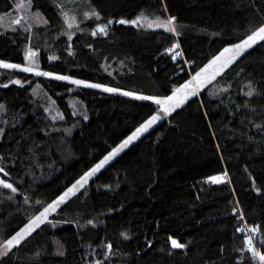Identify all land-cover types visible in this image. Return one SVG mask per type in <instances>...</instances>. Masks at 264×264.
I'll return each instance as SVG.
<instances>
[{
    "label": "trees",
    "instance_id": "trees-1",
    "mask_svg": "<svg viewBox=\"0 0 264 264\" xmlns=\"http://www.w3.org/2000/svg\"><path fill=\"white\" fill-rule=\"evenodd\" d=\"M17 1L0 0V17ZM24 1L39 21L0 30V61L34 50L42 73L117 91L0 67V180L16 189L0 184V247L161 113L120 90L166 98L264 25V0ZM141 14L175 31L118 23ZM162 116L0 264H255L243 248L248 224L264 255V41Z\"/></svg>",
    "mask_w": 264,
    "mask_h": 264
},
{
    "label": "snow or ice",
    "instance_id": "snow-or-ice-1",
    "mask_svg": "<svg viewBox=\"0 0 264 264\" xmlns=\"http://www.w3.org/2000/svg\"><path fill=\"white\" fill-rule=\"evenodd\" d=\"M25 5L21 2L18 3V8H23ZM30 7V4L28 5ZM86 18H88V14H85ZM93 16H95L96 19H100L99 14L93 12ZM65 16V22L68 23V17L67 13H64ZM141 17L145 20H147V17H143V14H141ZM141 17H138L137 20L133 21H126V20H120L118 23L121 24H138L140 22ZM2 19V18H0ZM73 20L75 17L72 18ZM175 18H169L167 21H162L158 17L154 21H148V27H152L153 24H155L156 27H164L168 31H175V29L171 26ZM12 23L15 24H20V20H14ZM47 23V21H45ZM112 21H108V24H111ZM68 26L71 28L73 27L72 23H68ZM107 24L105 25H98L96 30L93 31V35H96L97 32L104 33ZM69 39L71 37L69 36ZM258 41H264V25L259 26L256 28L254 31H252L251 35L247 37V39H244L241 43L234 45L232 48H225L219 56L215 57L213 61L210 62L209 66L215 64L217 61L221 59V57H224L226 53H232L230 57H228V60L226 61L227 63H231L237 56H239L243 50H246L247 48H250L252 45L257 43ZM178 47V46H177ZM180 53H177L179 55ZM30 57L35 56L34 52H29L28 54ZM226 66V65H225ZM0 67L3 68H19V65H13V64H5L0 62ZM22 71L28 72L32 71V68L29 67H24L21 69ZM206 69H202L201 72L196 73V75L193 77V81H198L201 73L204 72ZM36 75H50L49 73H42V72H36ZM56 79H69L68 77L64 76H57ZM13 83H20V81H13ZM72 83L74 84H82L84 83L83 81L79 80H73ZM192 84V81H189L187 84L181 86L180 88L174 89L172 92V95L164 98V99H157L155 97H150V96H138L137 99H143V100H153V102L157 105H160V110L163 111L165 114H168L171 110H174L175 108L179 107L181 104L184 103V101L188 98V95H195V92L187 93L185 92V89H188L190 85ZM86 87H93V88H99L102 87L99 84H85ZM4 87H7V85H4ZM106 92H115L117 89L113 88H107L105 87L103 89ZM124 95H131L130 93H123ZM252 93L249 92L248 95H251ZM3 108V105H0V109ZM158 119H160L159 116H152L150 119L145 121L144 124H142L139 128L136 129V131L129 136L120 146H118L116 149H114L108 156H106L102 161H100L99 164H97L93 169H91L89 172L85 173L84 176L80 178L76 182L75 185L72 186V188H69L67 192H65L62 196H60L56 201L53 202V204L49 205L48 207L51 208L52 210H55V207L58 206L60 203H63L65 201V198L68 197L69 193L74 194V189H76L77 185H80V187H83L84 184L87 183L88 179L95 173L97 172L101 167L104 166L112 157H114L117 153H119L125 146H127L139 133L145 132L150 128ZM0 171H3V168H0ZM7 175V173H5ZM226 175V174H225ZM213 182L219 183L222 182L221 177H211L210 178ZM0 184H3L4 187L11 189L13 192L16 191V189L8 183H5L4 181L0 180ZM48 212V209H45L44 213H41V216H45L46 213ZM40 220V217H36L34 221H32V224H36L37 221ZM38 226V224H37ZM31 230V225L28 226L27 229H22L20 232H17L14 236L11 237V239L7 240V247L10 249L14 242L15 244H19L20 241L24 238V233L25 231H30ZM248 243L251 245L252 241L249 239ZM172 246L176 248L183 247V245L179 244L177 241L172 240ZM110 247V246H109ZM261 260H264V255L260 256Z\"/></svg>",
    "mask_w": 264,
    "mask_h": 264
},
{
    "label": "rangeland",
    "instance_id": "rangeland-1",
    "mask_svg": "<svg viewBox=\"0 0 264 264\" xmlns=\"http://www.w3.org/2000/svg\"><path fill=\"white\" fill-rule=\"evenodd\" d=\"M23 3L25 6L23 7V8H18V3ZM15 14H13V15H3V16H1L0 18H2V19H0V30H3V29H8V28H13V26H15V25H17V24H15V23H12V21H14V20H20L21 21V23L22 22H25L27 25H30V26H32V24H36L38 21H39V19H38V17L37 16H35V15H33L31 12H30V10H29V7H28V5H27V3L24 1V0H18L17 1V3H16V7H15ZM144 17V16H143ZM138 18V17H137ZM137 18H135L134 20H137ZM148 21H154V20H151L150 18H147V20H145V19H143L142 17H141V19H140V22L138 23V24H135L136 26H138V27H147V28H162V29H166V28H164V27H156L155 26V24H153V26L152 27H148ZM131 24V23H130ZM132 25H134V24H132ZM69 27V26H68ZM245 39H247V38H245ZM242 42V41H241ZM241 42H239V43H241ZM239 43H237V44H239ZM236 45V44H235ZM234 45H232V46H228V47H226V48H232ZM253 46V45H252ZM251 46V47H252ZM249 48H247L246 50H248ZM246 50H243L242 51V53H244ZM29 52H34L35 53V51L34 50H30ZM29 52H28V54H29ZM241 53V54H242ZM27 54V59H26V62H25V64L24 65H19L20 67L19 68H7V69H15V70H18V71H22L21 69L22 68H24V67H29V68H32L33 70L32 71H28V72H26V73H32V74H36V72H41L40 70H39V63H38V59H37V57H36V53H35V56H29ZM240 54V55H241ZM220 55V53L217 55V56H219ZM232 55V53H226L225 54V56L224 57H221V59L219 60V61H217L215 64H213V65H211V66H209V64H210V62L211 61H213V60H211L203 69H206L204 72H202L201 73V76H200V78H199V80L198 81H193V77L195 76V75H192L191 77H190V79L185 83V84H187L189 81H192V84L190 85V87L188 88V89H185V92H187V93H191V92H195V93H197L207 82H209L214 76H216L223 68H225L227 65H229L230 63H227L226 64V61L228 60V57H230ZM239 55V56H240ZM216 56V57H217ZM238 57V56H237ZM236 57V58H237ZM235 58V59H236ZM234 59V60H235ZM233 60V61H234ZM232 61V62H233ZM0 62H2V61H0ZM2 63H5V62H2ZM5 64H9V63H5ZM226 65V66H225ZM3 68V67H2ZM4 69H6V68H4ZM23 72H25V71H23ZM201 72V71H200ZM44 73H49V72H44ZM50 75H44V76H46V77H48V78H53V79H56V77L57 76H63V75H60V74H56V73H49ZM64 77H68V76H64ZM69 79H64V80H62V81H67V82H70V83H72V81L73 80H79V79H74V78H71V77H68ZM57 80H61V79H57ZM79 81H83V80H79ZM84 83H82V84H76V85H80V86H84V87H86L85 86V84H95V83H92V82H89V81H83ZM74 84V83H73ZM184 84V85H185ZM102 86V85H101ZM183 86V85H182ZM106 86H102V87H99V88H94V89H100V90H103L104 88H105ZM89 88H93V87H89ZM107 88H109V87H107ZM180 88V87H179ZM125 92H127V91H123V90H120V93H125ZM127 93H130V92H127ZM131 95H128V96H132V97H138L137 95H135V94H133V93H130ZM172 95V94H171ZM193 95H188V98L184 101V103L189 99V98H191ZM157 99H164V98H157ZM153 101V100H152ZM183 103V104H184ZM183 104H181L179 107H177V108H175L174 110H171L169 113H171V112H173V111H175L176 109H178V108H180ZM159 107H161L160 105H159ZM54 110V109H53ZM162 113H164L163 111H161V113L160 112H157V113H155L154 115L155 116H159L160 117V119H158L150 128H148V130L147 131H145V132H142V133H139V134H137V136L127 145V146H125L119 153H117L114 157H112L106 164H104V166L103 167H101L97 172H95L89 179H88V181H87V183L86 184H84L83 185V187H85L101 170H103L109 163H111L118 155H120L126 148H128L132 143H134L136 140H138L142 135H144L145 133H147L148 131H150L151 129H153L155 126H157L159 123H160V121L162 120ZM154 115H152V116H154ZM151 116V117H152ZM150 117V118H151ZM150 118H148V119H150ZM147 119V120H148ZM146 120V121H147ZM145 123V122H144ZM143 123V124H144ZM142 125V124H141ZM140 125V126H141ZM139 126V127H140ZM139 127H137V128H139ZM136 128V129H137ZM136 129L133 131V132H131L125 139H123L120 143H118L116 146H114L110 151H109V153L107 154V155H105L100 161H102L106 156H108L114 149H116L118 146H120L129 136H131L135 131H136ZM100 161L99 162H97L93 167H91L87 172H89L91 169H93L97 164H99L100 163ZM87 172H85V173H87ZM82 176H84V174L82 175ZM81 176V177H82ZM80 177V178H81ZM80 178L78 179V180H80ZM77 180V181H78ZM77 181H75L72 185H70L61 195H59L54 201H56L60 196H62L65 192H67L68 191V189L69 188H72V186L73 185H75L76 184V182ZM83 187H80V185H77V187H76V189H74V194L77 192V191H79L80 189H82ZM73 193H69V195H68V197H66L65 198V201L64 202H66L71 196H73L74 195ZM54 201H52L49 205H51V204H53V202ZM63 202V203H64ZM63 203H60L58 206H56L55 207V210H52L51 208H49L48 206L49 205H47V207L45 208V209H48V212L46 213V215L45 216H41V213H44L45 212V209H43L41 212H39L37 215H35L24 227H22L18 232H20L22 229H27L28 228V226L29 225H31V230L30 231H25V233H24V238L26 237V236H28L32 231H34L37 227H39L42 223H44L45 221H47L48 220V218L63 204ZM36 217H40V220L39 221H37L36 222V224H32V221H34L35 219H36ZM37 224H38V226H37ZM16 234V233H15ZM14 234V235H15ZM13 235V236H14ZM23 238V239H24ZM11 239V238H10ZM22 239V240H23ZM21 240V241H22ZM20 241V242H21ZM17 244H15V242H14V244H13V246L9 249L8 247H7V241L0 247V258L1 257H3L4 255H6L13 247H15ZM264 261V260H263Z\"/></svg>",
    "mask_w": 264,
    "mask_h": 264
},
{
    "label": "built area",
    "instance_id": "built-area-1",
    "mask_svg": "<svg viewBox=\"0 0 264 264\" xmlns=\"http://www.w3.org/2000/svg\"><path fill=\"white\" fill-rule=\"evenodd\" d=\"M171 51L173 54L172 59H173L174 63L178 62L180 59H183V53L181 52V50L177 46L173 47L171 49ZM177 53H180V54L177 55ZM244 232L246 234L248 241H249V239H251V240L256 239L258 236L255 228L252 227L251 225H248V224L244 225ZM245 246L243 248V251L245 253L246 252L254 253V248L252 245H249L248 247H245ZM251 258L255 262V264H264V261L260 259V256L258 253H256V254L254 253L253 255H251Z\"/></svg>",
    "mask_w": 264,
    "mask_h": 264
},
{
    "label": "bare ground",
    "instance_id": "bare-ground-1",
    "mask_svg": "<svg viewBox=\"0 0 264 264\" xmlns=\"http://www.w3.org/2000/svg\"><path fill=\"white\" fill-rule=\"evenodd\" d=\"M251 241H252L251 245H252L253 248H254V253L256 254V253H258L257 248H256L255 243L253 242V240H251ZM249 245H250V244L248 243L246 247H248ZM248 253H250V252H248ZM254 253H250V254L253 255ZM258 254H259V253H258ZM259 256H260V255H259Z\"/></svg>",
    "mask_w": 264,
    "mask_h": 264
}]
</instances>
